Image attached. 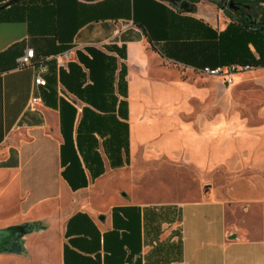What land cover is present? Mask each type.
Instances as JSON below:
<instances>
[{
	"label": "crops",
	"instance_id": "0c3cea01",
	"mask_svg": "<svg viewBox=\"0 0 264 264\" xmlns=\"http://www.w3.org/2000/svg\"><path fill=\"white\" fill-rule=\"evenodd\" d=\"M54 1L0 20V228H31L0 264H264L211 195L264 183V43L228 84L200 71L233 21L212 0Z\"/></svg>",
	"mask_w": 264,
	"mask_h": 264
},
{
	"label": "trees",
	"instance_id": "16d2710c",
	"mask_svg": "<svg viewBox=\"0 0 264 264\" xmlns=\"http://www.w3.org/2000/svg\"><path fill=\"white\" fill-rule=\"evenodd\" d=\"M191 3H190V2ZM186 6H178L179 10L193 11L192 3L198 0H189ZM219 7L225 9L232 18L227 28L220 32L218 50L219 62L213 66L258 65L261 63L264 43V0H212ZM54 0H0V20H22L27 17L28 10L36 4H47ZM234 15L236 17H234ZM249 44L259 52L256 59L250 50Z\"/></svg>",
	"mask_w": 264,
	"mask_h": 264
},
{
	"label": "rangeland",
	"instance_id": "374dc122",
	"mask_svg": "<svg viewBox=\"0 0 264 264\" xmlns=\"http://www.w3.org/2000/svg\"><path fill=\"white\" fill-rule=\"evenodd\" d=\"M188 179L193 185L194 178L189 177ZM262 180L252 175L246 176L244 182L241 180L239 182L231 181L226 176H220L216 183L219 187L218 192L211 195L225 197L229 200L235 198L238 208L232 216L237 232L244 238L264 241V192H260L261 186H264Z\"/></svg>",
	"mask_w": 264,
	"mask_h": 264
},
{
	"label": "built area",
	"instance_id": "2783aa9c",
	"mask_svg": "<svg viewBox=\"0 0 264 264\" xmlns=\"http://www.w3.org/2000/svg\"><path fill=\"white\" fill-rule=\"evenodd\" d=\"M34 58V50L30 49L27 50L26 54L21 56L19 58V66H25L32 63V59ZM252 66L250 65H237V64H231L227 66H217V67H204L201 68L200 71L205 74H209L212 76H222L228 84H231L233 82V76L236 72L241 70H248L251 69ZM46 66L44 64L40 67V72L37 74L35 78V83L39 85H45L46 80L43 77L42 73L45 71ZM33 102H36L37 99L33 98Z\"/></svg>",
	"mask_w": 264,
	"mask_h": 264
},
{
	"label": "water",
	"instance_id": "95a60500",
	"mask_svg": "<svg viewBox=\"0 0 264 264\" xmlns=\"http://www.w3.org/2000/svg\"><path fill=\"white\" fill-rule=\"evenodd\" d=\"M93 1V0H86ZM170 2L173 6L178 7L183 4L186 6L187 0H165ZM31 231L29 224L12 225L4 228H0V253H19L21 246L19 240L27 233Z\"/></svg>",
	"mask_w": 264,
	"mask_h": 264
}]
</instances>
